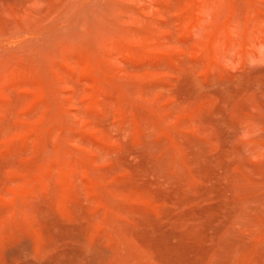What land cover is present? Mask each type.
Listing matches in <instances>:
<instances>
[{"label": "rangeland", "instance_id": "rangeland-1", "mask_svg": "<svg viewBox=\"0 0 264 264\" xmlns=\"http://www.w3.org/2000/svg\"><path fill=\"white\" fill-rule=\"evenodd\" d=\"M0 264H264V0H0Z\"/></svg>", "mask_w": 264, "mask_h": 264}]
</instances>
